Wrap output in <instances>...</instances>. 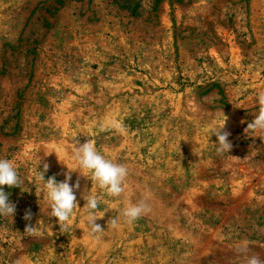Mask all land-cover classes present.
Masks as SVG:
<instances>
[{
    "label": "rangeland",
    "instance_id": "374dc122",
    "mask_svg": "<svg viewBox=\"0 0 264 264\" xmlns=\"http://www.w3.org/2000/svg\"><path fill=\"white\" fill-rule=\"evenodd\" d=\"M261 93L264 0H0V159L23 181L3 186L16 214L0 217V264L264 261V134L247 128ZM225 119L233 147L218 154ZM87 140L127 166L125 191L73 171L80 208L61 230L38 176L45 163L46 179L79 170ZM145 199L150 212L126 224Z\"/></svg>",
    "mask_w": 264,
    "mask_h": 264
},
{
    "label": "clouds",
    "instance_id": "9594fccd",
    "mask_svg": "<svg viewBox=\"0 0 264 264\" xmlns=\"http://www.w3.org/2000/svg\"><path fill=\"white\" fill-rule=\"evenodd\" d=\"M257 101L262 106L261 110L247 125V128L252 133L264 134V93L258 95ZM226 119L222 126L216 127L211 133V136L215 135L217 138L215 143L218 154H229L233 147L229 141L230 133L228 131H222L225 127ZM110 127L117 131L123 130L115 122H112ZM73 160L79 170H70L67 167L69 171L64 173L63 181H58L55 175L47 179L45 178V173L49 168L47 163L43 165V170H40V175L38 176V180L42 183L41 194H43V199L45 196L47 197L51 217L56 218V222L59 224L61 230L70 229L74 211L80 208L76 195V191L80 189V182L79 179L75 183L71 182L73 171L89 178L92 184L95 183L98 189L105 191L108 196L113 198L119 197L125 191V181L129 174L127 166L105 158L89 140L79 144L73 153ZM22 183L23 181L20 178L18 169L14 164L8 159H0V217L13 218L16 214V204L10 201V194L4 191L3 186H8L10 189L16 187L21 188ZM81 198L86 201L83 208H87L88 214L84 222L89 228L90 233L96 234L102 232V227L97 223V220L102 218L97 215L101 207V200L98 196L93 195L91 191L82 193ZM150 210V206L145 199L138 203L129 204L122 210L121 215L125 218L126 224L132 225L142 216L150 212ZM23 218L25 220H31V211L26 210ZM109 221L113 227L117 225L116 219L111 218ZM34 230L35 228L29 225L25 231L31 233ZM240 251H243V249ZM247 264H264V261L258 256L253 255L248 258Z\"/></svg>",
    "mask_w": 264,
    "mask_h": 264
}]
</instances>
